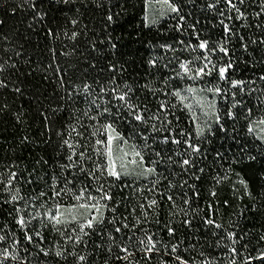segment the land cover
<instances>
[{
	"label": "snow or ice",
	"instance_id": "1",
	"mask_svg": "<svg viewBox=\"0 0 264 264\" xmlns=\"http://www.w3.org/2000/svg\"><path fill=\"white\" fill-rule=\"evenodd\" d=\"M14 2L22 10L33 13V22L39 23L47 16V13L41 10L39 0H14ZM52 2L67 6L74 4L76 0H52ZM92 2L100 6V0H92ZM160 2L167 6L170 13L175 14L173 19L178 18L174 26L175 31L187 36V29H192V37L196 39L197 43L192 44L189 39L187 44L184 40L177 41L179 47H174L172 43L152 46L162 49L163 54L152 55L147 61L149 67L151 69L163 68L170 73L163 79L161 87H152L151 82L140 86L142 89L150 91L157 99L156 110L153 112L147 104L141 106V104L133 102L132 97L136 94V88L127 81H124L123 84L119 83L116 76H122L123 66L110 63L109 71L115 75L108 81L105 83L96 81L95 84L85 82L82 86H73L71 90L65 89L66 95L60 97L63 103L51 109L53 114L59 115L67 106L70 122L65 124L63 130H56V136L60 139L61 152L65 148L68 151L64 153V162L57 161L55 166L49 165L50 168H53V174L47 189H42L40 192L26 197L21 194V189L18 186L17 172L8 168L5 173H0V184L3 185L0 188V193L8 195V199L3 202L18 205L15 209V223L24 233V240L38 248L37 254L42 253L45 257L54 255L63 261L72 257L73 264H89V256L92 253L88 251V248L91 243L92 247L97 250V258L101 251L108 254L103 264H110L113 259L119 264H141V261L143 264H153L156 258H158L156 264H168V261L164 259L165 256H169L173 264H237L240 253L237 252L236 245L244 237L241 236L238 240L237 233L229 230L231 227H236L235 223L225 227L218 222L212 204L208 205V215L200 216V212L203 210L192 207L194 199H198L200 195L196 184H189L188 179H181L178 186L181 189L190 188L192 195L183 191L182 194H178L174 198L170 193L177 185L169 180L163 172L157 170L158 165L171 168L175 164L181 169V172L176 173L175 176H187L190 179L199 180L200 176L192 169L197 168V159L206 158L201 143H193L191 132H185L183 129L177 130L180 119L176 116L177 104L172 103L170 99H160L157 94L159 93L163 97L177 98L181 110L192 113L195 139L201 142L207 140L208 135H215L212 131L213 124L218 125L220 131H227L221 123L222 116L217 107L219 102L228 103L229 100L231 101L226 113L231 120L236 119V112L233 110L237 108L244 109L245 119L251 117L252 108H244L246 103L243 99L244 96L253 98L256 106L264 110V87L257 85V80L264 84V74L250 80L232 78L230 71L232 74L235 73L236 61L230 55L232 50L229 48L232 41L237 38L241 41V48L244 52H248L250 45L264 48V36L259 39L248 37L246 41L243 35L234 30L233 20L234 14L235 21L241 22V27H255L264 31V21L261 20L264 17V0H208L207 9L219 18L218 25L223 31V36L215 41L201 39L200 33L196 31L193 24H187L186 28V17L181 15L180 6L173 4L171 0H160ZM189 3H194V0H189ZM221 3L225 5L224 8H219ZM246 4L255 10L249 12L247 8H244ZM15 10L14 7L12 11ZM225 11H227V15H225ZM116 15L118 16V13ZM250 16L258 22L248 23ZM106 21L109 25L117 22L111 9L106 16ZM71 23L76 25L79 21L72 19ZM156 24L155 20L145 19V27H152ZM29 27H32L31 23ZM48 34L53 35L51 32ZM78 35V32H73L70 38L75 40ZM108 45L111 50L118 47L117 42L111 36L108 37ZM177 52H190L192 55L189 59L184 60L176 55ZM217 53L221 55L214 60L213 57ZM16 55L19 56L20 53L17 52ZM224 60H227V63H223ZM10 61L11 57L9 60L0 58V90L10 88L8 82L10 77L2 76L10 69L16 68V64ZM245 63L254 67L255 64L264 63V58L255 61V63L251 61ZM173 64L176 67L170 68V65ZM48 67L51 68L52 65ZM213 74H215V80L211 79ZM56 75L60 87L64 88V77L60 74L59 65L56 66ZM173 80H190L193 83L183 89H173L171 88ZM253 85L257 86L253 87ZM97 87L99 88L98 92L96 91ZM11 90L21 93L19 87H12ZM238 93L240 99H237ZM256 93L259 95H254ZM81 100L87 105L84 109L75 107ZM116 101L119 103H115ZM4 107L6 108L7 105ZM113 107L117 109L116 113H113ZM195 108L201 109L207 118L203 125L195 114ZM0 111H3V108H0ZM122 112L126 115H122ZM22 115V112L15 114L18 122H23ZM42 115H44L45 130L51 133L53 129L49 121L53 119V116L44 113ZM170 116L177 124H173V119H169ZM121 119L130 123L138 122L139 125L148 129V134L139 133L144 141L142 146H137L135 143L130 144V138L118 131L117 124ZM85 120L89 123H85ZM209 120L212 122L209 123ZM257 124L261 126L262 133L258 138L264 141V117L259 120L250 119L247 131L255 133L254 125ZM154 133H161L162 137L153 136V141L150 144L149 136ZM28 139L25 136L22 142H28ZM48 139L50 140L51 137L49 136ZM47 142L46 140L45 143ZM157 142L163 145H176L177 148L173 155L165 159L161 156V152L156 151L153 147ZM181 144L184 145L183 151L180 150ZM148 149L152 150V155L155 157L150 163L145 161V152ZM164 151L167 152V149ZM219 155L217 153V156ZM175 157H179V159H175ZM250 159H255V157H250ZM89 162L91 167H88ZM41 163L47 165L48 161L41 157L36 161V164ZM56 167L60 170L59 175L55 172ZM197 170L199 173L205 171L204 168ZM128 178L133 181L132 184L122 183ZM141 179L147 183L136 187V183ZM215 179L217 183H220L223 179H227V176ZM165 180L168 181V192L161 191L158 187ZM14 182H17L16 186H14ZM27 182L31 183L32 181L29 179ZM239 183L243 187L245 195L256 199L243 179ZM117 184L121 190L133 188L143 198L142 202L139 198L137 201L140 214H136V207H133L129 212V215L132 216L131 222H129L128 216H120L117 213L119 201L113 203L112 191ZM145 191L152 194L151 198L144 196ZM49 192H51V196L48 195ZM210 194L213 197L217 195L214 190ZM157 196L160 197V200L156 198ZM165 198L171 207L169 208L168 222L162 223L159 219V209L161 200ZM69 200L71 202H68ZM177 200H180L181 203H177ZM21 201H23V207L19 206ZM227 203L225 201L226 205ZM29 208L33 211L29 212L26 217L24 212ZM198 218L206 232L211 231L213 237H218L215 244L209 242L208 246L215 250L224 249L221 256H212L205 251L198 252L199 260L194 256L184 259L183 256L178 255L181 251L185 253L190 250L195 251L197 245L189 243L187 247H183L184 239L183 237L177 239L178 228L173 225H180L192 233L194 221ZM33 221H36L41 229H47L50 226L63 239L64 243L56 242L52 247H42L43 232L33 230L30 233L28 231ZM153 224L157 226L155 231L149 227ZM108 225H111V229L108 228ZM161 231L167 233V240L161 237ZM12 236V244L0 248V264H5L6 261L29 264L27 256L19 255L21 246L19 240L15 239V233H12ZM93 236L99 237L100 242L97 243ZM34 237L38 238L41 243H36ZM7 239L8 236L5 234L4 228H0V243H4ZM191 239H195L199 243L201 238L193 235ZM260 240H264V235L260 236ZM200 247L203 248V244ZM23 251L28 253L27 248H24ZM28 254L31 255V253ZM253 260H264V250L256 257H246L243 264H252Z\"/></svg>",
	"mask_w": 264,
	"mask_h": 264
},
{
	"label": "trees",
	"instance_id": "2",
	"mask_svg": "<svg viewBox=\"0 0 264 264\" xmlns=\"http://www.w3.org/2000/svg\"><path fill=\"white\" fill-rule=\"evenodd\" d=\"M39 2L41 10L46 12L47 16L43 21L36 23L32 20L33 13L17 7L14 0H0V21H2L0 23V58L9 60V57H11L10 62L16 64V68L2 74L3 77H10L8 81L10 88L0 90V108H3V111H0V173H5L8 168L17 172L18 186L21 189V194L26 197L34 195L42 189H47L53 174V168H50L49 165L55 166L57 161L64 162V153L68 151L65 148L61 152L59 148L60 139L56 136V130H63L65 124L70 122L68 120L69 109L65 106V110L59 115H55L51 111L52 108L63 103L60 97L66 95L65 89L71 90L73 86H82L85 82L90 84H95L96 81L105 83L115 75L109 71L110 63L123 66L122 76H116L117 81L121 84L124 81L128 83L151 82V84L161 87L163 79L170 73L163 68L151 69L149 67L147 61L152 55L163 54L162 49L159 47L153 48L152 46L172 43L174 47H179L177 41L184 40L187 44L189 39H191L192 44L197 43L195 38L181 35L175 31L174 26L178 18L173 19L172 17L175 14L172 13L162 18L156 25L145 27L149 6L154 2H160V0H100V6L94 4L92 0H76L74 4L67 6L62 3H53L52 0H39ZM171 2L180 6L181 15L186 17L185 25L218 24L219 18L207 9L208 0H194V3H189V0H171ZM14 7L16 10L13 12ZM224 7L223 3L219 5V8ZM244 8H247L249 12L255 10L247 4ZM109 9H111L114 19L117 21L116 24L109 25L106 21ZM227 14V11H225V15ZM72 19H77L79 23L73 25L71 23ZM233 20L234 30L243 35L246 41L248 37L259 39L264 36V31L255 27H241V22L235 21L234 14ZM261 20L264 21V17ZM257 22L251 16L249 17L248 23L255 24ZM30 23L32 27H29ZM49 32L53 35H49ZM73 32L79 33L75 40L70 38ZM109 36L117 42V49L111 50L109 48ZM221 37L210 34L201 36V39L215 41ZM229 48L232 50L230 55L236 61L235 73L232 74L230 71L232 78L250 80L264 74V63L255 64L254 67L245 63L246 61L255 63V61L264 58V48L250 45L248 52H244L238 38L232 41ZM17 52L20 53L19 56L16 55ZM176 55L187 60L192 54L190 52H177ZM219 55L221 54L217 53L213 59L216 60ZM223 63H227V60H224ZM49 65H52V67L49 68ZM57 65H59L60 74L64 77V88L60 87L56 75ZM175 67V64L170 65V68ZM211 79L215 80V74ZM192 83L190 80H173L171 81V88L183 89ZM132 85L138 89L143 84ZM257 85L264 87V84L259 80H257ZM257 85H253V87ZM12 87H19L21 93L12 91ZM96 91H99L98 87ZM254 95H259V93ZM240 98L238 93L237 99ZM243 99L246 101L244 108H252L251 117L245 119L244 109L237 108L233 110L236 112V119H229L226 113L231 101L229 100L228 103L221 101L217 104V107L222 116L221 123L227 131H220L219 126L213 124L212 131L215 135H208L207 140L201 142L195 139L192 113L181 110L177 98L170 97L171 102L177 104L176 116L180 118L177 130L183 129L185 132H191L193 143H201V148L204 151L228 166L231 171L227 179L217 183L210 178L200 176L199 180H194L187 176H175L176 173L181 172V169L175 164L171 168L157 166L158 171L163 172L169 180L177 185L170 193L174 198L178 194H182L183 191H187L189 195H192L190 188L181 189L178 186L181 179H188L189 184H196L200 193L199 198L194 199L192 205L193 208L203 210L200 212V216H207L208 205L212 204L218 222L225 227H229L233 222L235 223L236 227H231L229 230L237 233L238 240L241 236L244 237L236 245L237 252L240 253L237 264H243L246 257H256L264 250V240H260V236L264 235V231L261 227L259 209L260 197L264 194V141L258 138L260 135L257 130L255 133L247 131L249 120H259L264 117V110L256 106L253 98L244 96ZM115 103L119 102L116 101ZM5 105H7L6 108ZM148 106L153 112L157 108V105ZM75 107L84 109L87 105L81 100ZM112 111L116 113L117 109L113 107ZM194 111L199 117V122L203 125L205 119H207L204 112L199 108H195ZM20 112L23 113L21 118L23 122H18L15 118V114ZM42 113L53 116V119L49 121L53 129L51 133L45 130L44 115ZM121 114L126 115L123 112ZM169 119H173V117L170 116ZM212 119L214 120V117ZM211 122L209 120V123ZM85 123L89 122L85 120ZM136 123L121 119L117 124V129L126 134ZM173 124H177L174 119ZM146 130L148 131V129ZM132 132L135 134L136 142H143L139 133L147 134L140 127L135 128ZM25 136L29 138L28 142H22ZM49 136L51 137L50 140L48 139ZM152 136L161 138L162 134L154 133ZM46 140L47 143H45ZM152 141L148 142L151 144ZM176 148V145L170 144L167 152L162 156L167 159L168 156L173 155ZM183 148L184 145L181 144L180 150L183 151ZM151 151V149L146 150L145 157L149 158L152 155ZM89 152H91V149H89ZM217 153L220 155L217 156ZM41 157L48 161L47 165L43 163L36 164V161ZM250 157H255V159H250ZM175 159H179V157H175ZM88 167H91L90 162ZM55 172L59 175L60 170L58 167L55 168ZM207 172L212 171L207 170ZM30 173L31 176H29ZM29 179H31V183L27 182ZM241 179L248 184L252 195L256 199H251L245 195L244 189L239 183ZM17 182H14V186ZM122 183L132 184L133 181L128 178ZM146 183L141 179L136 183V187ZM167 185L168 181L165 180L158 187L161 191L168 192ZM2 187L3 185L0 184V188ZM234 188L236 189L235 192ZM213 190L217 193L215 197L210 194ZM112 194L114 197L113 203L119 201L117 213L120 216H128V220L131 222L132 216L129 215V212L133 207H136V214H140L137 201L139 198L142 202L143 198L133 188L121 190L119 184H117L113 188ZM48 195L51 196V192ZM151 195L147 191L144 192V196L151 198ZM241 197L243 198L241 199ZM156 198L160 200L159 196ZM7 199L8 195L6 193H0V228H4L5 234L8 236L4 243H0V248L11 245L13 242L12 233H15V239L19 240L21 246L19 255L21 257L27 256L29 264H73L72 257H68L67 261H63L54 255L45 257L42 253L37 254L39 252L38 248L24 240V233L19 230L18 225L15 223V209L18 205L4 203L3 201ZM225 201L228 202L227 205ZM19 206L23 207V201L20 202ZM31 211L33 209L29 208L24 212V215L27 217ZM168 211L169 203L165 198L161 200L159 209V219L162 223H165ZM241 212H243V215H241ZM109 215L111 214L109 213ZM149 227L154 231L157 230V226L154 224L149 225ZM108 228L111 229V225H108ZM33 230L43 232L42 247H52L56 242L64 243L63 239L50 226L47 229H41L37 222L33 221L28 231L31 233ZM160 235L164 240H167L166 232L161 231ZM193 235L201 238L199 243L195 239H191ZM181 237L184 239L183 247H187L189 243L197 245L195 251L190 250L188 253L181 251L178 253L184 259L194 256L199 260V251H205L212 256H221V253L225 251L224 249L215 250L208 246L209 242L215 244L218 237H213L211 231L206 232L203 224L199 222V218L194 221V231L192 233L186 228L181 227L178 229L177 239ZM93 239L97 243L100 242L99 237L93 236ZM34 240L38 244L41 243L36 237H34ZM201 244H203V248L200 247ZM24 248H27L28 253H31V255L23 251ZM88 251L92 253L89 256V264H93V262L103 264L108 255L106 252L101 251L99 258H97V250L92 247L91 243ZM137 256L139 257V254ZM164 259L168 261V264H173L169 256H165ZM156 260L158 258L154 259L153 264H156ZM5 264H20V262L6 261ZM110 264H119V262L113 259ZM141 264H143V261H141ZM252 264H264V260H253Z\"/></svg>",
	"mask_w": 264,
	"mask_h": 264
},
{
	"label": "rangeland",
	"instance_id": "3",
	"mask_svg": "<svg viewBox=\"0 0 264 264\" xmlns=\"http://www.w3.org/2000/svg\"><path fill=\"white\" fill-rule=\"evenodd\" d=\"M171 13L169 12L168 8L166 5H164L162 2H154L149 6V10H148V20H155L157 22H159L162 18L170 15ZM185 27L187 28V25H185ZM196 27V31L200 33V36H208V35H214V36H223V31L222 28L218 25V24H201V25H195ZM188 35L187 37H192V29L188 28ZM130 84H145V83H130ZM152 87H156L158 88L157 85L152 84ZM170 91V90H169ZM159 96L160 99H170V97H163L160 96V94H157ZM133 102L135 103H139L141 105L147 104V105H157L158 101L156 98L153 97L152 93L148 90L142 89V88H138L136 89V94L135 96L132 97ZM142 128L143 130H145L148 134V131L143 127V125H139L138 122L126 133L124 134L126 137H129V143H135L137 146H142L144 144L143 142H136L135 141V134H133V130L135 128ZM256 130L259 133V135H261V126L260 125H256ZM137 136V135H136ZM153 140V136L150 135L149 136V141ZM153 147L155 148L156 151H160L161 152V156L165 153L164 149H167L170 147V144L168 145H163L159 142L155 143L153 145ZM202 151H204L202 149ZM152 152V151H151ZM205 153V157L206 158H199L197 159V168L196 169H192L194 172H196L197 175L205 177V178H210L213 181H216V177H225L228 176L231 169L226 166L225 164L219 162L216 158H214L213 156H211L210 154H208L206 151H204ZM155 159V157L153 155L148 157H145V161L149 162ZM198 168H204L205 171L203 173H199L198 172ZM207 170H211L212 172H207ZM177 203H181L180 200H177ZM171 207V205L169 204V208ZM259 209H260V218H261V227L262 230L264 231V194L260 197V201H259ZM169 220V211L165 220V223H167ZM174 227H177L178 229H180L182 226L180 225H173Z\"/></svg>",
	"mask_w": 264,
	"mask_h": 264
}]
</instances>
